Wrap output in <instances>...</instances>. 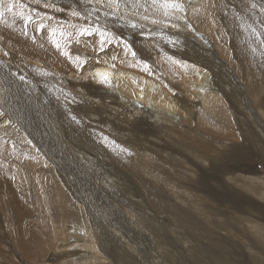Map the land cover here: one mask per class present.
<instances>
[{
    "label": "bare ground",
    "instance_id": "6f19581e",
    "mask_svg": "<svg viewBox=\"0 0 264 264\" xmlns=\"http://www.w3.org/2000/svg\"><path fill=\"white\" fill-rule=\"evenodd\" d=\"M39 1L62 4L64 9L65 7L79 9L80 6L86 7V5L90 3V0ZM124 1L125 0H123V2ZM127 1H125V4H127ZM137 1L139 2V0ZM93 3L98 14L95 11L92 13L101 15L104 18V23L110 25L105 27L106 31L112 30L116 32V34L122 31L121 33L131 35L133 40L129 41V45L139 59L129 58L126 51L123 49L122 52H119V56H124L126 58L117 57L120 62L117 60L116 62L114 61L113 67H108V71L106 70L107 68L104 69L102 67L103 65L99 62L93 61L91 64L84 67L80 76L77 74L79 77H76L75 73L77 71L75 69L72 70L71 67H69L70 65L63 66V63H65L64 56L60 54L57 49L53 32L49 28L44 27L43 24L33 25L32 22L37 20H29L27 19V15L25 19H22L24 13H18L16 10H14L15 12L7 14L8 17L6 18L0 17V40L8 46H13L12 51H14V53L10 52L9 54L12 55L13 53L12 57L19 54L18 52L34 53L35 62L37 64L29 71V74L34 82L39 83L37 88L45 95L47 103V106H45L46 109L49 111L51 110V102H49V100H51L56 89L62 88L73 94L77 92L79 87L69 84L75 81L81 82V85H83L81 88L84 89V92L74 94L78 100L83 105H96V107H93L91 110H85L82 107L74 109L77 104L75 103L73 104V109L65 111L64 107L55 106L56 104L52 103L55 107L54 112L56 116L58 115L63 120V124H48V122H46V124H38L40 127H45L46 130L50 131L53 129L52 125H54L59 128L60 134L63 136L69 137L70 134L74 141L73 143L76 144L79 143L78 140L80 139L78 135L80 137L81 134L91 136L90 131L79 124H108L110 135L112 139L115 140L113 146H115L117 150V160L115 163L122 166L125 162V167H123L124 169L122 171H120V166L115 165L116 169L110 174L111 178H121L123 180L122 189H125L124 191H126L127 188L132 189L130 190V194L140 200V197L143 196L145 192L155 193L156 196L152 195L155 199L146 200L147 203L145 207L149 212L143 210L138 218V225L142 226L141 230L135 229L136 227L129 229V232L132 231L133 234L139 237L137 242L140 248L139 250L136 249L140 251V254H137V252L135 253L131 247L132 245L130 246L132 240H129V244L126 243L128 241L118 238V234L116 235L111 230V228L114 227L113 225H109L106 222L104 223L102 220L103 218H99L96 214L86 212L89 217L85 214L83 218L81 217L83 229H85V227L89 228L90 224L91 227L96 229V233L94 237L95 240L91 243L84 242V246L90 248L93 247L89 246L90 244L98 245L103 257L99 258V256L91 250H82L81 241L78 244H74V242L78 241L76 238L78 236L77 234L73 237L62 239L65 243V246L62 247L66 249L65 252L60 253L59 251L58 255L55 254L49 256L47 259H41L44 257L42 254L45 255L49 253V248L37 242L35 234L26 224L28 222L27 220L22 221V219H24L23 217L19 220L20 217L18 218V213L20 212V205L18 203V196L14 195L16 191L12 188L11 182L0 180V199L3 201V203L0 202V209L3 208L5 210L4 214H0V221H2L3 217L9 216L11 213L10 215L13 218L10 220L12 228L3 220V224L7 225L10 231H12L11 243L14 242L13 245H17L18 249L28 256L31 252L37 257L42 255L39 257L40 262L37 264H59V262L62 263L68 258L71 259V256L77 254L80 258L75 259H79V263L75 262L74 259V264H110L107 258L108 256H110L109 258L112 259L114 264H216L218 262L243 264L239 254L243 255L244 253L249 261L255 258L260 263L264 264V179H262L260 175L252 174V177L249 179L247 178V182L242 183L246 186L240 188V191L250 200L242 197L239 192L221 188L218 189V182L216 179L221 177L218 175L219 171H222V176L227 182L230 181L238 184L246 179L238 175L232 176L233 169L230 170L224 167L226 161L236 163L240 160V157H242V161L252 160V157L246 148L236 147L234 144L226 147L223 151L220 149L222 143H226L225 139H227L229 143L233 141L228 138L230 133L227 131L224 133L222 124H218L215 120L216 118L220 119V115L225 117V112L221 111V107H223L220 106L222 104L221 99L216 94L219 85H216V88H214V86L211 87L213 84H209L208 81L211 80L215 83L220 82L215 75L216 72L213 71L216 65L212 64V68L205 66L204 60L211 59L214 54V56H218L222 60L220 61L215 57L220 61L219 65L223 66L225 69H228L226 65L229 66V64L237 70L239 67L236 64L233 66L231 61H226L223 57L219 56V46L216 44V40L210 32V26L199 4L190 7L188 13L184 12L179 14L178 11V13H175L174 10L163 8V4L160 3L159 0H148L153 13H156L160 18L165 16L170 17V20H165V23L157 25H154L155 19L151 20L152 16L148 17L146 22L153 25V28L149 31V28L148 30H143L142 27H140V21L136 15L129 16L130 14L126 10V6L129 4L126 5L125 8L121 7L123 11H120L119 14L122 19L118 20L121 26L118 27L119 24L117 25L115 20L103 16V12H110V15H113L111 17L116 19V12L118 11L114 10L112 7L102 9L96 0H93ZM156 3H160L161 6H157ZM131 4L133 6V3ZM117 6L119 5H115V7ZM5 11H8V9L6 8ZM38 11L37 9H32L31 12L38 14ZM4 15L7 16L5 13ZM74 17L75 15L71 14L68 19L73 22H81L80 20H74ZM125 18H129V20L133 22V27H131V24H123ZM25 20L31 21L29 22V26L25 24ZM68 32L65 33L68 34ZM154 38L157 39V42L162 44V47L164 45L168 50H164L163 53L159 52L156 58L149 60V57L153 54L152 50L157 51L153 47L149 49L153 44L155 45L156 40L153 42L151 41ZM102 42H104V40L100 38L99 43ZM200 42H202L204 46L200 47L198 45ZM104 45H107V43ZM205 45L211 50L207 54H205L202 49V47L205 48ZM198 47L200 49H197ZM98 48H101V46ZM111 49H107L108 51H105L106 55L101 56L105 58L112 56L114 58L115 52L113 53ZM114 51L117 52V50ZM96 52L97 51L94 53ZM81 53L83 55L91 54L82 51ZM47 55L48 57L45 61L39 59ZM90 56H92V54ZM101 56L99 55V57ZM240 59L242 62H245L243 65L245 68L243 70L246 73H243V77L248 82L249 89L252 93V98L247 99L248 105H252L251 108L254 109L255 114L258 113L256 111H259L257 108L261 109L264 106V95H261L262 88L259 82L249 73V70L253 69V67L247 63L249 58L246 54H242ZM98 60L99 59L96 61ZM10 63L11 62L7 65L0 64V78L4 75L6 67L9 66ZM224 63H226V65ZM204 69H211V71L206 72ZM14 70L13 68L12 71ZM111 74L112 77L110 78L109 76H111ZM12 76L13 73L11 72L2 77L1 79L3 80L1 83L10 82ZM36 76L38 79L35 78ZM208 77L209 80L207 81ZM162 81L168 89L165 87L163 89L159 86V82ZM105 97L109 98L115 106L114 112L109 116L99 114L103 112L106 107ZM22 100L30 101L27 95H25ZM0 106L3 110V117L0 118V125H4L7 120L12 119H15L17 124H25L28 116L22 114L17 117V113L22 110L21 103L16 99L14 93L9 92L8 89L1 85ZM125 111H130L134 115H139V120L132 125H124L129 123L115 120L119 113ZM32 114L36 117L41 116L44 117V119L46 118L39 106L34 108ZM255 115L258 116L259 114ZM20 120H22V122H20ZM195 121L198 123L195 124ZM64 127H66L67 131H65L66 129L64 130ZM70 127L71 130L69 131ZM247 127L245 130L246 132H248ZM38 129V126L35 127V125H33L25 131V134H27V137L39 148L40 152H42L45 157H48L46 154L48 148L55 146L57 143H55L56 141L53 139V132L47 131L46 133H40ZM131 137L137 138L138 141L132 140ZM222 137H224V139H222ZM245 137L246 141H251V136L246 134ZM70 145L73 144L70 142ZM251 145L253 146L252 142ZM26 146L30 149L29 152L33 153V148L29 147L27 144ZM231 147L234 148L231 150ZM76 149L75 147L73 151L72 148V152L76 153ZM238 149L246 150L245 154L241 155V151L238 152ZM2 153L8 154V151L2 150ZM37 155L35 151V162L43 163L44 161H50V159H43V157L39 155L36 157ZM78 156L80 158V155ZM72 159L73 156L60 158V161L66 163L65 167L70 174H72L73 178L79 181L80 185H90L87 176L84 175V168L76 165L75 163L77 162L73 163ZM87 162H89L90 165L94 164L92 162L90 163V160ZM17 163H19V161H15L14 166H16ZM10 164L12 163H6V166H10ZM29 164L31 165V163L26 165V171L30 172V176H33L32 178L36 182H42L39 180L40 175L42 179L45 178L47 182L48 177L55 172L61 177L58 178L59 180H57L56 183L65 182L63 174L58 170V165L55 167L51 166L50 170L45 171L47 173H40V169H32ZM218 164H221L224 169H216ZM6 166L0 164V170H4ZM20 167L21 165H19V169ZM238 170L239 172H244L246 169L239 168ZM93 173L95 172L91 174L89 171L91 177H93ZM93 178L95 179V177ZM107 180L109 181V179H106V181ZM70 183L71 182H69V184ZM91 184H93V182ZM131 186L133 188H130ZM31 187L34 188L35 186ZM73 187L74 186H72V188ZM47 188L51 199L57 201L56 198L60 197L59 201L66 202L65 196L60 194L61 190H58L56 184L49 181ZM225 189H227V186ZM112 191L111 189V192ZM214 192H221L222 195L220 194L216 203L205 204L203 201ZM117 193H121V191ZM200 194H203L204 197H201ZM254 196L258 197L256 203L251 202ZM113 201L115 202L106 201V209L113 211L110 213L121 223L120 225L125 226L123 224L126 223V219H124L126 213L123 218L120 213L116 212V209L120 208L118 207L119 205H121V207L124 206L125 200L122 203L118 200ZM81 203L83 202L81 201ZM129 206L134 205L129 204ZM145 207L143 209H145ZM57 210H59L60 215L58 220L62 221L65 225H72L70 223L76 222V219L73 218V214H71V212H73L72 207L65 206L63 208L57 205ZM74 217L77 218L76 216ZM85 217H88L89 220L87 219V221ZM119 217H122L123 220L118 219ZM120 225H118L119 228ZM175 225L178 227H175ZM42 226L46 229L44 221H42ZM128 226H126V228H128ZM144 228H151L154 235L150 237L153 233L146 229L148 231L147 233L151 232V234L147 236V234H145L146 231L144 232ZM76 231H78V228H76ZM119 232L121 231L119 230ZM56 234L57 232H54V236H56ZM58 236L60 235L58 234ZM2 241L3 240L0 239V246ZM6 251L4 249V252ZM149 251H151V253L146 254ZM210 259L213 261H210Z\"/></svg>",
    "mask_w": 264,
    "mask_h": 264
},
{
    "label": "rangeland",
    "instance_id": "374dc122",
    "mask_svg": "<svg viewBox=\"0 0 264 264\" xmlns=\"http://www.w3.org/2000/svg\"><path fill=\"white\" fill-rule=\"evenodd\" d=\"M125 1L123 2V0L121 1L120 0H96L98 5L102 9H107V8L112 7L114 10L118 11L116 12L117 13L116 19L114 17H111L113 15H110L111 14L110 12H103V16L104 17L106 16L107 18H110V19L112 18L113 20H115V23L117 25L119 24L118 27L121 26L118 20L122 19L119 13L120 11H123V8H125V6L128 4L129 5L126 6L127 8L126 10L130 14L129 16L136 15L138 20L140 21L139 23L141 25L140 27H142L143 30H146V29L148 30L149 28V31H150L153 28L152 24L146 22L148 17L152 16L151 20L155 19L154 25L165 23L166 22L165 20H170V17L165 16V17L160 18L158 15H156V13H153V11H151V7H150V4L148 3V0H141V1L139 0V2L137 0H131L132 2L129 0L126 2L127 4H125ZM159 1L160 3L163 4V8H169L170 10H174L175 13L179 12V14H182L184 12L188 13V11L190 10L189 9L190 7H193L199 4L201 10L204 12L206 16L207 23L210 26V32L214 36L216 40V44L219 46V50H218L219 56L223 57L226 61H231L233 63V66L234 64H236L239 67L237 70L233 68L230 64H229L230 66L229 67L228 65H226V63H224L228 68V69H225L223 66L219 65L220 61L222 60L218 56H214V54H213V57L212 58L210 57L211 59H209L211 63L208 59L204 60L205 66H208L211 68H212V64H215L216 66H218V67L214 66L213 71L216 72L215 75L218 78L220 83H215L209 80V77L207 78V81L209 80L208 83L209 84L211 83V85L213 84L211 87L214 86V88H216V85H219V89L216 90L217 91L216 94L221 99L222 104L220 106H223L221 107V111L225 112V117L220 115L221 118L220 119L216 118L215 120L218 124L220 123L222 124V130L224 133H226V131L230 133L228 138L232 139L233 141L232 143H229V141L225 139L226 143L225 144L222 143V146L220 147V149L223 151L226 147H229L231 146V144H234L236 147H241L244 149L246 148V150L252 157V160H248V161H242L241 160L242 157H240V160H238L236 163H232L231 161H226L224 164V167L230 170L233 169L232 176L238 175L246 179L238 183L239 185L234 182H230V181L227 182L222 176V171H219L218 175L221 177L216 179V181L218 182L217 183L218 189L221 188L224 190H231L233 192H239L242 197L250 200L248 197H246V195H244V193H242V191H240L241 190L240 188H243L244 186H246L245 184H242V183L247 182L248 179L252 177V174L260 175L261 178L264 179V147H263L264 146V130H263L264 129V110H263L264 106L261 109L257 108V110L259 111H256L258 113H255V114H259V115L256 116L254 114V109L251 108L252 105H248L247 99L252 98V93H251V90L249 89L248 82L243 77V73L245 72L243 70L245 66L243 65L245 62H242L240 57L242 54H246L247 57L249 58L247 63L253 67V69L249 70V73L259 82L262 88L261 95H264V0H169V1L159 0ZM131 3H133V6ZM160 3H156V5L161 6ZM93 4H94L93 0H90V3L86 5V7L80 6L79 8L80 10H79V9H74V8L70 9L67 7H65L64 9L62 4L46 3V2H41L39 0H0V13H2V16L0 17L6 18L8 17L7 14H9L10 12H15L14 10H16L18 13L20 12L24 13L22 15V19H25V16L27 15V19L37 20V21L32 22L33 25L43 24L44 27L49 28L53 32L56 46H57V43L59 44V47H57V49L59 50L60 54L64 56L65 63H63V66L70 65L69 67H71L72 70L75 69L77 71L75 73L76 77L78 75L80 76L84 67L87 66L88 64H91L93 61L99 62L101 65H103L102 67L104 69L107 68L106 70L108 71V67L110 66L113 67V62L114 61L116 62V60L118 61V58H126L124 56H119L120 54L119 52H122L123 49L126 51V54L129 56V58L139 59V57H137V54H135V52L131 50V47L129 45V41L133 40L131 35L121 33L122 31L118 32V34H116V32L112 30L106 31L105 27L110 26V25H107L106 23H104V18L101 15H96L92 13L94 11L97 13V9ZM115 5H119L120 7L119 6L115 7ZM172 5L174 8L172 7ZM6 8L8 9V11H5ZM32 9L39 10L38 14L32 13L31 12ZM4 13L7 16H5ZM71 14L75 15L74 20H80L81 22L79 23L76 21L75 22L70 21L68 18L70 17ZM129 18H133V17H129ZM129 18L128 19L125 18L124 19L125 22L123 21V24L125 25L131 24V27H133L132 26L133 22L130 21ZM24 22L27 26H29V22L31 21L25 20ZM65 32H68V34H66ZM100 38H103L104 42L99 43ZM155 40H156L155 45L153 44V46L149 47V49H152L153 47L157 51L152 50L153 54L151 57H149V60L156 58L159 52L163 53L164 50H168L167 48H165L164 45L162 47V44L157 42V39L154 38L151 41L153 42ZM105 43H107V45H104ZM198 45L200 47L204 46L202 42H200V44L198 43ZM100 46L101 48H98ZM12 48L13 46L11 45L8 46L2 40H0V64L7 65L9 62H11L10 65L6 67V71L4 72V75L2 77L8 75L11 72L13 73V76L10 82L1 83V81L3 80L1 79L2 78L1 77L0 85L8 89L9 92L14 93L16 99L21 103L22 110L17 113V117L23 114L25 116H28V118L26 119L25 124L23 125L17 124L15 119L7 120L6 124L0 125V164H4L5 166H6V163L13 164V165L10 164L11 167L6 166L4 170H0V180L11 182L12 188L16 191L14 195L18 196V203L20 205L19 206L20 212L18 213L19 214L18 218L20 217L19 220H21L22 217L24 218L22 219V221L27 220L28 222L26 224L29 227V229L35 234V238L37 242H40L44 245V247L47 246V248H49L50 250L48 251L49 253H46L45 255L42 254L44 257H42L41 259H47L49 256H52L55 254L58 255L59 251L60 253L65 252L66 249L62 248L63 246H65V243L62 241V239L73 237L77 234L78 236L76 238L78 239V241L74 242V244H78L81 241V244H82L81 246L83 247L81 248L82 250H85V249L91 250L95 252L99 256V258L103 257L102 252L100 251V247L98 245L90 244L89 246H93L90 248L84 246V242L91 243L92 241L95 240L94 237L96 233V229H94V227H91L90 224H89V228L85 227V229H83L81 217L83 218L84 214L88 216L86 212L96 214L99 218L101 219L103 218L102 220L104 221V223L106 222L109 225H113L114 227H112L111 230L116 235L118 234L117 235L118 238L121 240L128 241L126 243H129V244H130V241L132 240L131 241L132 243L130 244V246L132 245L131 247L133 248V251L135 253L137 252V254H140V251H138L140 246L137 242V239L139 237L133 234L132 231L129 232V229L130 228L132 229V227H136L135 229L141 230L142 226L138 225L139 224L138 218L140 217L143 210L147 211L145 207L147 203L146 200L155 199L152 196V195H155V193L145 192V194L140 197L141 198L140 200L137 197H133L130 194V190L132 189L127 188L126 191H124L125 189L124 190L122 189L121 186H122L123 180L121 178L119 177L111 178L110 174L113 173V171L116 169L115 165H118V164L115 163V161L117 160L116 159L117 150H116V147L113 146V142L115 140H113L110 135L108 124H88V123L79 124L83 128L89 130L91 133V136H86V135L81 134V137H80L78 135V138L80 139L78 140L79 143H76V144L73 143L74 141L72 140V136L70 134H69V137L68 136L65 137L62 134H60V130L58 127H55L54 125H52L53 131L52 130L48 131L45 129V127H42V126L40 127L38 125V124H46V122H48V124H63L62 123L63 120L58 115L56 116L54 112L55 107L52 103L56 104L55 106L64 107L65 111L69 109H73V104L75 103L77 104L74 107V109H77V107H82L85 110H91L93 107H96V105L95 104L83 105L78 100V98L74 94L82 93L84 92V89L81 88V86L83 87V85H81V82L75 81V82L69 83L71 86L79 87L77 92H75L74 94L69 92L68 90L66 91L63 90L62 88L56 89V92L53 93L51 100H49V102H51L50 111H53V112H50L48 109L45 108V106H47L45 95H43V93L37 88L39 83L34 82L29 74V71L32 70V68H34V65L36 66L37 64L35 62L36 59H35L34 53L18 52L19 54L15 55V57L14 56L12 57L14 53V51H12ZM93 48L94 50L96 49L95 50L97 51L96 53H94L95 51L93 50ZM107 49H111L113 53L115 52V55H114L115 59L112 56L106 57V58L101 56V55H106L105 51L107 52L108 51ZM197 49H200V48L198 47ZM202 49L204 50L203 52L205 54L211 51L210 49L207 48V45H205V48L202 47ZM114 50H117V52ZM81 51L84 53L87 52V54L91 53L92 56H90L91 54L83 55ZM10 52H13L12 55H9ZM131 54L136 55V56H133ZM99 55L101 57H99ZM47 57L48 55L44 56L43 58H39V59L45 61ZM215 57H217L220 61H218V59H216ZM97 59L99 60L96 61ZM13 68L15 69L14 71H12ZM0 70H1V66H0ZM204 70L206 72L211 71V69H204ZM112 74L111 76H109L110 78L112 77ZM35 78L38 79L37 76ZM159 86L162 87L163 89L164 87L168 89L163 83V81L159 82ZM25 95H27L30 101L22 100V98ZM105 101H106V107L104 111L101 110L103 112H100L99 114H105L106 116H109L111 113L114 112L115 106L109 98L105 97ZM37 106H39L42 109L43 113L46 116L45 119L44 117H41V116L36 117L34 116V114H32L34 111V108ZM1 117H3V110H2V107L0 106V118ZM115 120L119 122H123V123H129V124H124V125H132L133 123H136L139 120V115H134L130 111H125V112L119 113L117 117L115 118ZM20 122H22V120H20ZM197 123L198 122L195 121V124ZM33 125H35V127L37 126L39 127L38 130L40 131V133H46L47 131L53 132L52 133L53 139L56 141L55 143L57 144L53 147L48 148L46 152L48 157H45L43 153L40 152L39 148H37L34 145L31 139L27 137V134H25V131ZM246 127H247L248 132L245 131ZM65 129L66 127H64V130ZM70 130H71V127L69 128V131ZM65 131H67V129ZM237 134H238V137H237ZM246 134L248 136H251L250 142L246 141V137H245ZM24 138H25V141H24ZM131 139L138 141L137 138L131 137ZM222 139H224V137H222ZM70 142L73 145H70ZM251 142L253 143V146L251 145ZM26 144L29 145V147L33 148L34 150L33 153L29 152L30 149H28ZM91 144H93L94 146ZM75 147L77 148L75 150V152L77 151L76 153L72 152V148L74 151ZM232 148L234 147H231V150ZM215 149L217 151L216 147ZM244 149L243 150L238 149V152L241 151L240 154L244 155L246 152V150ZM2 150H7L8 154H3ZM35 151L39 156L43 157V159L47 158V159H50V161L49 162L44 161L43 163L35 162L34 161ZM38 155L36 157H38ZM78 155H80V158ZM72 156H73L72 162L73 163L77 162L75 163L76 165H79L81 168H84V175L87 176V179L89 180L90 185H86V186L80 185L79 181H76L73 178L72 174H70V172L65 167L66 163L64 161H60V158H65V157L67 158V157H72ZM89 160H90V163L92 162L94 164L90 165L89 162H87ZM15 161H19V163H17L16 166H14ZM28 163H31V165L30 164L29 165L31 166L32 169H36V170L40 169V173H47L45 171L50 170L51 166L55 167L56 165H58L59 166L58 170L60 173L63 174V178L65 182L56 183V181L59 180L58 178H61L56 172L50 177H48L47 182L45 178L42 179L41 175H40L39 180H41L42 182L40 183L36 182L35 180H33L32 178L33 176H30V172L26 171V165ZM124 164L125 162L123 163L122 166L118 165L121 167L120 171L124 169L123 168L125 167ZM19 165H21L20 169H19ZM220 165L221 164H218V167L216 169L223 170L224 167ZM7 167H9L10 169ZM237 167L238 169L245 168L246 170L244 172H239ZM88 170L90 171L91 174L92 172H95L93 173L94 174L93 177H95V179L91 177V174L89 175ZM234 170L238 172L236 173ZM68 177L69 178L71 177V178L69 179ZM65 178L66 179L68 178V179L66 180ZM72 179H73V182H72ZM106 179H109V181L108 180L106 181ZM68 180L72 184L71 183L69 184ZM49 181L57 185L58 190L59 191L61 190L60 194L61 195L63 194L65 196L66 202L59 201L60 197L56 198L57 201L55 199L50 198L48 188H47ZM92 182L93 184H91ZM31 186H35V187L32 188ZM72 186L74 187L72 188ZM96 186L98 189L96 188ZM226 186H227V189H225ZM130 188H133V187L131 186ZM111 189L113 190L112 191L113 193L111 192ZM117 189L121 191L122 194L117 193L119 192ZM73 192H74V195H73ZM220 194L221 192H214L210 194L209 197L206 198L205 201L203 202L205 204L216 203V201L220 197ZM200 195L201 197H204L203 194H200ZM113 200H118L121 203L125 200L123 204L124 206L121 207V205H119L118 207L120 208L116 209L117 210L116 212L120 213L123 218L126 213V216L124 219H126V223L128 222L127 225L126 223L123 224L125 226L120 225L121 223H119L117 219L110 213L113 211L106 209V205H105L106 201L115 202ZM257 200H258V197L254 196L251 202L256 203ZM81 201L83 203H81ZM0 202L3 203L1 199H0ZM127 203H128V207H127ZM129 204L134 205V206H129ZM57 205L63 208L65 206L72 207L73 212H71V214H73V218L76 219V222L70 223L72 225H65L62 221H59L58 219L60 215H59V210H57ZM153 205H156V204H153ZM144 207L145 209H143ZM4 213H5V210L3 208L0 209V214H4ZM10 214L9 216L7 215L9 219L5 216L2 218V221H0V232H1L0 239L3 240L2 241L3 244L1 243V246H0L1 247L0 248V252H1L0 264H37L38 262H40L39 257L42 255L37 257L35 256V254L33 255V252H31L30 255L28 256L24 254L23 251L19 250L17 245H13L14 242L11 243L10 239H12V231H10L7 225L3 224L4 222L3 220H5L6 223H8L9 226H11L12 228L10 220L13 218ZM74 216H76L77 218H75ZM88 217L87 218L85 217V219L89 220ZM122 217H119L118 219L123 220ZM42 221H44L46 225V229H44L45 227L42 226ZM118 225H120V228L118 227ZM126 226H128V228H126ZM137 227L140 229H138ZM175 227H178V226L175 225ZM76 228H78V231H76ZM146 229H148V231H151L153 234H151V232L147 233L148 231ZM146 229L144 228V232L146 231L145 234H147V236L151 234L150 237H152L154 235L153 230L151 228H146ZM119 230L121 232H119ZM54 232H57L56 236H54ZM58 234L60 236H58ZM125 236H126V239H125ZM4 249L5 251L6 250L8 251L4 252ZM67 252H70V251H67ZM150 253L151 251L147 252L146 254H150ZM244 254L243 255L239 254L240 259L243 262V264L245 263L246 264H256V263L262 264L255 258L249 261L248 258ZM109 257L110 256H108L107 258L110 264H114L112 259ZM75 258H80V257L78 256V254L73 255L71 256V259L68 258L62 263L59 262V264H63V263L64 264L66 263L74 264L73 260ZM78 260L79 259H75V262L79 263ZM210 261H213V260L210 259ZM207 264H212V263H207ZM216 264H227V263L218 262Z\"/></svg>",
    "mask_w": 264,
    "mask_h": 264
},
{
    "label": "snow or ice",
    "instance_id": "6c2138e0",
    "mask_svg": "<svg viewBox=\"0 0 264 264\" xmlns=\"http://www.w3.org/2000/svg\"><path fill=\"white\" fill-rule=\"evenodd\" d=\"M0 16H2V13H0ZM90 34V33H89ZM57 47H59V44L57 43Z\"/></svg>",
    "mask_w": 264,
    "mask_h": 264
}]
</instances>
